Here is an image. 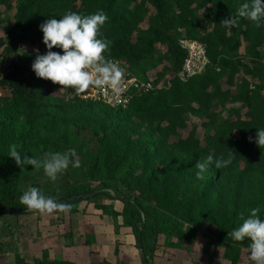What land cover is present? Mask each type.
Segmentation results:
<instances>
[{
    "label": "trees",
    "instance_id": "trees-1",
    "mask_svg": "<svg viewBox=\"0 0 264 264\" xmlns=\"http://www.w3.org/2000/svg\"><path fill=\"white\" fill-rule=\"evenodd\" d=\"M243 2L0 0V64L7 65L0 79V213H35L19 197L37 187L72 205L63 213L70 222L66 239L73 240L79 205L93 202L112 220L116 234L121 228L131 232L138 250L140 227L141 264H154L168 249L193 245L198 234L208 239L202 250L209 261L210 250L221 249L224 261L241 264L250 242H235L228 232L254 207L264 219V149L254 142L256 130L264 128V23L256 28L241 19L228 28L220 22ZM98 10L108 16L101 29L102 38L111 41L105 55L127 68L140 65L137 78L152 77L155 85L125 108L81 100L74 89L37 78L31 67L37 52L47 51L39 28L45 20ZM180 38L199 41L208 59L203 73L186 80L178 78L186 56ZM12 144L22 156L38 159L74 149L81 166H69L53 182L42 169L19 167L8 156ZM229 148L236 152L230 166H210L203 180L196 178L197 161L208 154L226 157ZM97 190L108 192L87 197ZM76 196L82 199L68 202ZM116 200L122 203L119 211ZM120 254L116 246L115 263L89 264H128ZM0 264L76 263L51 258L43 249L39 257L15 253L12 262Z\"/></svg>",
    "mask_w": 264,
    "mask_h": 264
},
{
    "label": "clouds",
    "instance_id": "clouds-1",
    "mask_svg": "<svg viewBox=\"0 0 264 264\" xmlns=\"http://www.w3.org/2000/svg\"><path fill=\"white\" fill-rule=\"evenodd\" d=\"M241 19L248 20L254 27L260 28L264 23V0H245L235 12V15L221 20L224 27L238 26ZM108 21L107 14L98 10L87 15L68 11L61 18H49L40 26L43 33V43L46 53L35 57L31 67L37 78L51 81L60 88H71L77 96L90 89L108 90L119 95L124 91L125 70L105 54L110 51L111 41L102 38L101 29ZM61 51H53V49ZM253 140L249 137V141ZM255 144L264 149V128L255 132ZM230 149V148H229ZM230 151L214 157L208 154L197 161L196 178L204 179V173L210 166L223 169L231 165L235 151ZM8 156L19 166H32L35 170L42 169L51 180L56 181L65 173L69 166L80 168L81 161L74 149L63 152H46L41 158L21 155L17 145L9 146ZM20 203L30 212L52 214L55 212L70 213L72 205L60 202L58 199L44 195L37 187H29L19 197ZM261 208L254 207L247 217L241 214L242 223L228 232L227 236L235 242L248 244V259L250 264H264V219L261 218Z\"/></svg>",
    "mask_w": 264,
    "mask_h": 264
},
{
    "label": "rangeland",
    "instance_id": "rangeland-1",
    "mask_svg": "<svg viewBox=\"0 0 264 264\" xmlns=\"http://www.w3.org/2000/svg\"><path fill=\"white\" fill-rule=\"evenodd\" d=\"M2 34L1 32L0 36ZM140 69V65L127 68L135 77L139 75ZM198 135H202L201 129ZM103 201L107 202V200ZM113 203L116 210H121L122 203L119 200ZM39 214L38 212L0 213V263L12 262L15 253L39 257L43 249L49 250L51 258H63L76 264H89L93 260H108L115 263L117 258L114 255V248L117 246L121 252L120 257L126 259L128 264H141L140 253L131 232L121 228L116 234L112 220L101 216L94 209L93 202L83 201L79 205V213L72 219L75 222V226L71 228L74 232L73 240L64 237L70 227L67 215L59 212L42 214L38 217ZM85 239H88L90 243L87 244ZM196 239L193 245L184 244L177 250H168L164 258L155 260L157 262L154 264H175L177 260L179 264H220L222 262L219 257L221 249L216 250L217 255L209 261L208 255L202 251L208 239L201 234H198ZM162 241L161 237L160 243ZM187 249L191 250L189 256ZM242 258L243 264H250L247 251H244Z\"/></svg>",
    "mask_w": 264,
    "mask_h": 264
},
{
    "label": "built area",
    "instance_id": "built-area-1",
    "mask_svg": "<svg viewBox=\"0 0 264 264\" xmlns=\"http://www.w3.org/2000/svg\"><path fill=\"white\" fill-rule=\"evenodd\" d=\"M179 45L183 50H185L186 56L182 64L181 71L178 73V78L186 80L197 74L203 73L208 64L204 46L197 40L186 38H180ZM115 62L125 70L124 91L121 94L116 95L108 90L93 88L86 93L79 95L78 97L81 100L99 101L111 107L125 108L133 96L145 94L155 88L152 77L147 80L138 79L129 73L126 64L119 61ZM6 68V64H0V79L3 76V70ZM164 81L160 82L158 87H162V83ZM2 95H4V90L0 88V97Z\"/></svg>",
    "mask_w": 264,
    "mask_h": 264
},
{
    "label": "water",
    "instance_id": "water-1",
    "mask_svg": "<svg viewBox=\"0 0 264 264\" xmlns=\"http://www.w3.org/2000/svg\"><path fill=\"white\" fill-rule=\"evenodd\" d=\"M103 192H108V190H97V191H94V192L88 194L87 197L91 198V197H94V196H96V195H98L100 193H103ZM81 199H82V196H76V197L71 198L68 202L79 201ZM121 200L127 201L126 198H121ZM137 237H138V245H139L140 258L142 259L143 258V254H142L141 229H140V227H138Z\"/></svg>",
    "mask_w": 264,
    "mask_h": 264
},
{
    "label": "crops",
    "instance_id": "crops-1",
    "mask_svg": "<svg viewBox=\"0 0 264 264\" xmlns=\"http://www.w3.org/2000/svg\"><path fill=\"white\" fill-rule=\"evenodd\" d=\"M39 216H42V214H39L38 215V217ZM39 219V218H38ZM38 223H39V221H38ZM198 236V235H197ZM197 240V239H196ZM196 242V241H195ZM203 249V248H202ZM168 250H171V249H168ZM168 250H166L165 252H164V254H163V256L162 257H156L155 259H154V262H157V261H155V260H157V259H162V258H164V256L167 254V251ZM174 250H177V249H174ZM49 251V250H48ZM203 251V250H202ZM245 251V250H244ZM244 251H242V254H241V264H243V255H244ZM216 250L213 252V249L212 250H210V253H214V256L215 255H217L216 253ZM248 252V251H247ZM204 253V252H203ZM219 257H220V259H221V261L222 262H220V264H228L226 261H224L222 258H221V255L219 254ZM212 260V259H211ZM175 264H179V260H177V261H175Z\"/></svg>",
    "mask_w": 264,
    "mask_h": 264
}]
</instances>
